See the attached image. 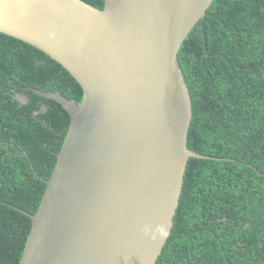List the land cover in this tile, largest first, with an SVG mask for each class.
Wrapping results in <instances>:
<instances>
[{"label":"water","instance_id":"obj_1","mask_svg":"<svg viewBox=\"0 0 264 264\" xmlns=\"http://www.w3.org/2000/svg\"><path fill=\"white\" fill-rule=\"evenodd\" d=\"M213 0H0V33L79 84L19 264H155L173 226L192 117L179 48ZM221 159V158H214ZM258 264V263H245Z\"/></svg>","mask_w":264,"mask_h":264},{"label":"trees","instance_id":"obj_2","mask_svg":"<svg viewBox=\"0 0 264 264\" xmlns=\"http://www.w3.org/2000/svg\"><path fill=\"white\" fill-rule=\"evenodd\" d=\"M177 56L191 100L187 146L221 159H188L155 264H264V0H213ZM33 88L82 99L59 63L0 33V264H19L31 226L21 210L35 213L69 122Z\"/></svg>","mask_w":264,"mask_h":264},{"label":"flooded vegetation","instance_id":"obj_3","mask_svg":"<svg viewBox=\"0 0 264 264\" xmlns=\"http://www.w3.org/2000/svg\"><path fill=\"white\" fill-rule=\"evenodd\" d=\"M26 89H24V90H20V91H17L16 93H17V97L19 98V99H21V101L22 102H29L31 99H29V95L25 92L27 89H29L30 87H28V86H26L25 87ZM39 105H40V107L42 108V109H44V103H39Z\"/></svg>","mask_w":264,"mask_h":264}]
</instances>
